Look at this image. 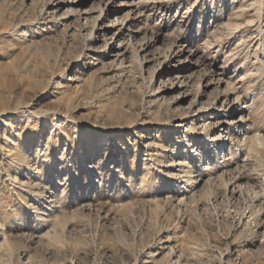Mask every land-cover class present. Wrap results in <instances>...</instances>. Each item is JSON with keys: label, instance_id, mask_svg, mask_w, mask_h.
Instances as JSON below:
<instances>
[{"label": "rangeland", "instance_id": "obj_1", "mask_svg": "<svg viewBox=\"0 0 264 264\" xmlns=\"http://www.w3.org/2000/svg\"><path fill=\"white\" fill-rule=\"evenodd\" d=\"M107 1L0 0V264H264V0Z\"/></svg>", "mask_w": 264, "mask_h": 264}, {"label": "bare ground", "instance_id": "obj_2", "mask_svg": "<svg viewBox=\"0 0 264 264\" xmlns=\"http://www.w3.org/2000/svg\"><path fill=\"white\" fill-rule=\"evenodd\" d=\"M67 1H68V3H64V2L63 3H60V2H57L55 5L58 6L59 8L60 7H63V6H66V5H76V4L79 5V7H81V6H84L85 3H88L90 0H67ZM95 1H97V3L99 5L104 2V0H95ZM120 5L123 7L122 4H120ZM130 5H127V6H130ZM99 11H100V15H102V14H105V15H108L109 14L110 15L111 13H115L116 12V6H115V4L113 2H110V0H109V1H107V3L105 4V6H104L103 9L102 8L101 9L99 8ZM83 14H88L87 10H84ZM100 18H101V16H100ZM98 28H99V30H101L103 32L106 31V30H110V29H112V30L117 29L118 30V36H121L122 34L125 33V31L128 32L130 30L129 29L130 27L128 28L127 23L125 21L120 22V23L115 21L114 24H112L110 26H107V25L104 26L103 25V26H100ZM130 31H133V30H130ZM178 64L179 65H175V66L173 65V67H170L169 68V70H172L173 73H175V77H174L175 78V82L172 84V87L170 88V90H173V89L178 90L179 89L178 94L175 95L174 97L176 98V100L182 101L183 100V96H181L182 95L181 94V88L185 85V81H186V76L184 74L185 73V69H186L185 68L186 65L184 63L183 64L182 63H178ZM165 91H168V89H158V90H156L154 92V96L157 99H160V98L164 97ZM194 108H193L194 110H191L190 111L191 117H194V120L193 121H196L198 118H203L204 116L205 117H208V115L205 114L206 111H204L205 109H203L202 103H201V105H199V106L197 105ZM234 110L236 111V109H233V110L230 111V117L233 118V121L230 123L231 124L230 128L232 127L234 129H236V128H238L240 126V124L242 122V118L243 117L241 115L243 113L240 115L239 113L235 112ZM237 114H239V117L238 118H235V120H234V117ZM217 125L218 126H216V129H217L216 131L219 133V136L221 137V133L223 132V129H224V126L225 125H224V123H220V122ZM90 170H91V173H95V167H90ZM241 189L242 188L239 185H231L228 188V198L231 201H234V202L240 200L241 194L243 193Z\"/></svg>", "mask_w": 264, "mask_h": 264}]
</instances>
